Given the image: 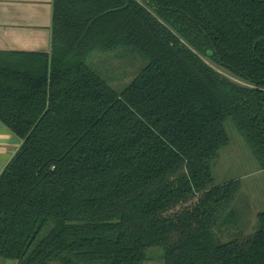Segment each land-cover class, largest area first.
I'll use <instances>...</instances> for the list:
<instances>
[{
  "label": "trees",
  "instance_id": "trees-1",
  "mask_svg": "<svg viewBox=\"0 0 264 264\" xmlns=\"http://www.w3.org/2000/svg\"><path fill=\"white\" fill-rule=\"evenodd\" d=\"M146 63L115 90L86 62ZM207 56L242 82L219 72ZM231 117L264 168V0H52L48 49L0 48V121L21 143L0 172L10 264H264L256 229L225 241L235 180L211 159Z\"/></svg>",
  "mask_w": 264,
  "mask_h": 264
},
{
  "label": "rangeland",
  "instance_id": "rangeland-1",
  "mask_svg": "<svg viewBox=\"0 0 264 264\" xmlns=\"http://www.w3.org/2000/svg\"><path fill=\"white\" fill-rule=\"evenodd\" d=\"M203 57L219 72L242 82L207 56ZM85 62L110 86L121 91L143 67L146 58L136 48L122 45L112 49L95 48L87 54ZM224 126L229 140L211 159L213 181L215 184L230 179L237 182L231 203L233 213L226 221L219 220L212 226L217 241L253 232L257 227V212L264 209V168L231 117L224 120ZM162 252L161 246L147 248V258L139 264H163Z\"/></svg>",
  "mask_w": 264,
  "mask_h": 264
},
{
  "label": "crops",
  "instance_id": "crops-1",
  "mask_svg": "<svg viewBox=\"0 0 264 264\" xmlns=\"http://www.w3.org/2000/svg\"><path fill=\"white\" fill-rule=\"evenodd\" d=\"M52 0H0V48L37 50L50 46ZM21 139L0 121V172ZM0 262L11 263L0 257Z\"/></svg>",
  "mask_w": 264,
  "mask_h": 264
},
{
  "label": "built area",
  "instance_id": "built-area-1",
  "mask_svg": "<svg viewBox=\"0 0 264 264\" xmlns=\"http://www.w3.org/2000/svg\"><path fill=\"white\" fill-rule=\"evenodd\" d=\"M0 264H8V263H3V262H0ZM10 264V263H9Z\"/></svg>",
  "mask_w": 264,
  "mask_h": 264
}]
</instances>
